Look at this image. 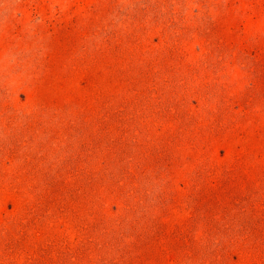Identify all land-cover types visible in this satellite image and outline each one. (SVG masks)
Here are the masks:
<instances>
[{
  "label": "rangeland",
  "instance_id": "374dc122",
  "mask_svg": "<svg viewBox=\"0 0 264 264\" xmlns=\"http://www.w3.org/2000/svg\"><path fill=\"white\" fill-rule=\"evenodd\" d=\"M0 264H264V0H0Z\"/></svg>",
  "mask_w": 264,
  "mask_h": 264
}]
</instances>
